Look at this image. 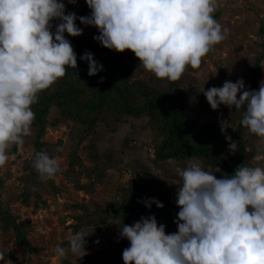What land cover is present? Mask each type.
<instances>
[{
  "label": "clouds",
  "instance_id": "1",
  "mask_svg": "<svg viewBox=\"0 0 264 264\" xmlns=\"http://www.w3.org/2000/svg\"><path fill=\"white\" fill-rule=\"evenodd\" d=\"M85 2L91 13L78 17L66 14L62 0H0V168L11 147L31 135L38 94L64 77L66 67L77 68V55L65 37L83 34L77 20L97 28L94 39L103 47L131 50L140 67L169 82L179 80L188 67L199 68L202 58L226 38L227 30L213 17L218 0ZM54 20L59 23L53 32ZM80 59L87 62L89 76L103 70L91 52ZM201 92L213 110L221 104L235 108L241 124L258 138L253 159L264 160V81L258 91L247 90L241 78ZM226 126L221 124L222 132ZM33 167L41 180L61 171L57 158L45 152L35 154ZM179 175L177 232L166 234L154 215L118 225L120 237L129 241L122 252L124 264H264V166L242 164L218 179L190 162ZM144 203L164 206L155 198ZM91 232H75L67 248L57 245L54 254L84 257Z\"/></svg>",
  "mask_w": 264,
  "mask_h": 264
},
{
  "label": "trees",
  "instance_id": "2",
  "mask_svg": "<svg viewBox=\"0 0 264 264\" xmlns=\"http://www.w3.org/2000/svg\"><path fill=\"white\" fill-rule=\"evenodd\" d=\"M68 12H74L79 17L89 16L91 10L85 0H79L70 3L66 14ZM53 22L59 23L58 20ZM76 23L83 30L85 27H92L93 30L88 35L83 33L78 37L65 33L77 55V68L66 67L65 76L39 93L38 102L32 105L35 115L31 126L35 129L33 155L24 162L26 173L21 178L22 189L14 197L25 206H29L33 197L34 212L41 207L49 208L41 191L50 187L55 193H59L62 185L56 184V177L41 180L33 167V160L37 152L59 157L61 151L58 147L63 142L46 141L44 138L47 129L63 125L70 127L68 167L63 174L76 190L95 192L97 185L104 182L110 170L130 171L132 175L128 184L118 188L115 198L106 201L105 207L96 204L90 208L84 202L70 205L81 210L80 213L69 215L75 222V231L85 228L95 230L93 237L86 238L87 244L98 241L111 226H115L118 233L117 239L105 254L98 252L89 260L81 259L80 264H113L129 246V241L120 237L118 225H132L141 216L154 215L158 224L165 225L166 234L177 229L174 221L178 218L179 211V206L175 203L178 189L173 180L181 177L177 171L174 173L170 163L175 169L180 168V171L190 162L198 163L204 170L221 179L234 174L242 164L264 166V162L253 159L257 154L258 138L241 124V117L234 107L226 119L216 123L200 122L211 110L205 109V106L200 109V101L195 102L197 92L194 87H198L197 80L191 73L199 68H186L182 77L175 82L158 79L140 67L139 58L131 50H109L94 39V36L99 35L96 27L85 26L79 20ZM258 36L259 39L250 46L253 54L251 60L244 61L249 71V85L245 88L250 91H258L261 83L264 61L262 24ZM85 52H91L98 64L103 66V70L94 76L88 75V64L80 59ZM203 62L202 60L201 65ZM219 69V74L214 79L215 87H222L228 79V67ZM102 77L105 78L104 81H98ZM188 85L191 87L190 91L185 89ZM190 112L196 114L194 119ZM137 122L141 130L151 136L154 155L146 160L131 137L138 132ZM222 123L227 124L224 132L221 130ZM125 124L131 125V135L127 134L119 147L113 146L110 141V146L102 148L101 141L108 134L118 133ZM233 142L234 149H230ZM80 150L87 152L89 163L86 164L79 155ZM124 162L125 165L122 166ZM60 166L62 169L61 164ZM61 172L62 170L56 176ZM83 177L88 180L82 182ZM6 181L7 177L0 175V231L3 235L13 231L24 256L39 252L40 248L28 239L30 224L20 222L19 215L13 213L1 200ZM149 198L159 200L164 206L157 207L155 203L151 207L145 206L144 201Z\"/></svg>",
  "mask_w": 264,
  "mask_h": 264
},
{
  "label": "rangeland",
  "instance_id": "3",
  "mask_svg": "<svg viewBox=\"0 0 264 264\" xmlns=\"http://www.w3.org/2000/svg\"><path fill=\"white\" fill-rule=\"evenodd\" d=\"M78 1L76 0V2ZM62 2L65 4V10L67 11L70 7L69 0H62ZM213 17L221 25L222 30H227L226 38L215 45L206 57L202 58L204 62L199 69L191 73L196 78L198 87H194L197 92L195 102L200 101L198 105L200 109L205 106V109L211 110L201 118L200 122L202 124L208 122L216 123L230 116L231 109L222 104L213 110L203 92H201L204 89L207 90L215 86L214 79L218 76L220 67H228L227 81L235 82L242 78L245 87L249 85V71L244 65V61L249 62L251 60L253 54L250 46L253 41L259 39L258 31L261 24L264 26V0H218ZM52 24L51 30L54 32L56 24L54 22ZM92 30V27H85L83 33L88 35ZM262 81H264V61H262L261 70ZM185 89L190 91V85L186 86ZM190 113L191 118L194 119L196 114ZM136 127L138 132L136 131V134L131 135V125L125 124L118 133L108 134L101 141V147L110 146V141L113 146L119 147L125 136L130 134L133 137V143L142 150L141 156L143 159L146 160L147 157H153L151 136L146 131L141 130L138 122ZM69 130L70 127L67 125L56 129L48 127L44 138L52 143H57L59 140L63 142L58 147L61 155L57 157L59 164L62 165V172L55 178L56 184L62 185V191L55 193L50 187H46L41 191L42 197L49 203L48 209L41 207L37 212H34L33 197L29 206L22 205L14 197L15 193L22 189L23 182L21 178L26 173L24 162L33 155L35 129L31 128V135L23 138L24 143L22 145H13L8 151L9 158L5 166L0 168V175L7 177L1 200L13 213L19 215L20 222L30 224L31 232L28 235V239L34 246L39 247L40 251L24 256L22 248L15 240L13 231L6 235H3L0 231V264H66L67 262L80 264L81 259L89 260L98 252L105 254L114 240L117 239V230L115 226H111L106 235L101 236L98 241L86 244V255L82 258L74 257L70 253L65 258H58L54 254V249L57 245L67 248L70 236L76 232L74 229L75 222L69 215L80 213L81 210L72 208L70 205L84 202L90 208H93L96 204L105 207L106 201L113 200L118 188L128 184L132 177L130 171L110 170L104 182L97 185L95 192L85 193L76 190L73 187V183L69 182L63 174L68 167V155L70 153L71 140L68 135ZM15 148L16 150H14ZM79 155L86 164L89 163L85 150H80ZM262 161L264 162V160ZM124 165L125 162L122 166ZM170 167L174 169V173L177 171L179 174L180 168L175 169L171 163ZM81 180L85 182L88 179L83 177ZM173 183L178 189V183H181V179L175 178ZM177 230L175 229L171 233L177 232ZM80 231H92L88 237H93L95 233L93 228H85ZM113 264H124V261L121 257L114 261Z\"/></svg>",
  "mask_w": 264,
  "mask_h": 264
},
{
  "label": "water",
  "instance_id": "4",
  "mask_svg": "<svg viewBox=\"0 0 264 264\" xmlns=\"http://www.w3.org/2000/svg\"><path fill=\"white\" fill-rule=\"evenodd\" d=\"M104 79H105V78H104V77H102V78H100L98 81H104Z\"/></svg>",
  "mask_w": 264,
  "mask_h": 264
}]
</instances>
